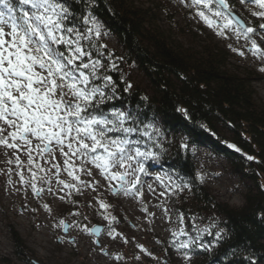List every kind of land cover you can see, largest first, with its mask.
Listing matches in <instances>:
<instances>
[{"label": "rangeland", "instance_id": "rangeland-1", "mask_svg": "<svg viewBox=\"0 0 264 264\" xmlns=\"http://www.w3.org/2000/svg\"><path fill=\"white\" fill-rule=\"evenodd\" d=\"M132 1L135 8L148 12L149 28L170 36L176 48L200 53L209 40L224 50L228 56L227 70L251 77L256 99L264 103V71L260 70L264 68V28L251 34L245 31L247 20H264L252 14L262 9L239 1L238 11L230 13L235 23L224 29L222 36L218 33L225 19L214 18L218 26L209 27L198 15L202 6L194 5L192 0ZM97 23L101 35L96 37L93 29L89 33L91 39L82 41L84 49L86 42L94 40L118 58L85 56L84 62L97 61L96 71H117L131 87L149 92L144 75L136 66L127 65L117 38ZM90 27L93 25L85 23L74 28L86 33ZM253 40L261 51L253 48ZM161 129L160 122L153 123L148 136L159 143L167 142ZM224 137L230 138L226 134ZM16 143L20 146L15 149L0 145V264H196L197 258L189 252L191 247L201 248L208 239L212 240L219 226L218 216L194 213L190 188L162 165L159 154L135 140L129 145L130 154L134 155V149L139 147L151 155L135 157L127 161L125 168L110 169L129 173L123 185L111 180L109 172L97 168L91 156L86 162L72 156L69 169L64 163L69 157L59 151L51 156L32 151L30 160L23 142ZM36 144L32 138V146ZM192 154L200 181L217 202L236 209L243 207L254 185L234 173L228 161L212 149ZM137 178L139 182L135 183ZM261 184L264 188V175ZM102 203L108 207L102 208ZM95 229H101L99 236ZM13 232L20 236L23 248L16 247ZM163 242L171 243L163 246ZM182 243L190 247L181 248Z\"/></svg>", "mask_w": 264, "mask_h": 264}, {"label": "trees", "instance_id": "trees-1", "mask_svg": "<svg viewBox=\"0 0 264 264\" xmlns=\"http://www.w3.org/2000/svg\"><path fill=\"white\" fill-rule=\"evenodd\" d=\"M239 1L258 7L251 0H229L232 10L238 11ZM64 2L72 14L69 26H84L86 17L100 22L117 38L127 65L136 66L149 83L148 92L129 87L125 76L117 71H95L91 86L105 92L95 114L112 118V112H123L132 117L125 126L136 127L137 131L127 138L159 154L162 165L190 188L194 213L218 216L213 239L189 251L197 258L196 264H264V103L256 99L252 78L230 73L226 52L209 40L200 53L176 48L170 36L149 28L148 12L135 8L132 0ZM11 3L22 7L18 0ZM245 24L254 32L261 31L264 20H247ZM85 49L95 58H118L94 40L86 42ZM107 76L111 82L104 79ZM157 121L167 142L159 143L148 136ZM109 135L125 136L115 132ZM204 148L224 157L234 173L254 185L243 207L217 202L200 181L192 153ZM249 156L254 159L249 160ZM13 236L16 247L23 248L20 236L15 232Z\"/></svg>", "mask_w": 264, "mask_h": 264}, {"label": "snow or ice", "instance_id": "snow-or-ice-1", "mask_svg": "<svg viewBox=\"0 0 264 264\" xmlns=\"http://www.w3.org/2000/svg\"><path fill=\"white\" fill-rule=\"evenodd\" d=\"M251 2L262 9L252 14L264 18V0ZM192 3L202 6L198 15L209 27L218 26L214 18L225 19L219 35H225L224 29L235 23L230 16L229 0H192ZM18 4L22 7H14L11 0H0V6H3L0 10V145L15 149L20 146L16 141H22L30 160L32 151L49 156L59 151L69 157L64 161L69 169H72L69 163L72 156L85 162L91 156L97 168L109 172L111 180L123 185L129 173L110 172V169L125 168L127 161L151 153L136 147L134 155L130 154L132 141L127 134L136 132L137 128L126 127L125 123L132 117L123 112H112V118L95 114L94 110L105 99V92L91 86L98 62H84L83 58L91 53L84 49L82 41L91 39L89 33L93 29L96 37L101 35L97 21L86 17L84 22L93 27L82 33L67 24L72 14L64 0H18ZM260 27L264 28V24ZM245 31L251 34L255 29L246 27ZM252 45L257 52L261 51L254 40ZM90 68V73L85 71ZM260 70L264 71V68ZM104 79L112 80L110 76ZM180 111L185 112L184 109ZM113 132L126 135L113 138L109 135ZM32 138L37 141L35 147ZM229 147L236 148L235 145ZM236 150L240 151L239 148ZM140 171H143L142 166ZM32 178L35 180L36 173ZM138 182L137 178L135 183ZM101 207L108 205L102 203ZM180 247L190 245L182 243Z\"/></svg>", "mask_w": 264, "mask_h": 264}, {"label": "water", "instance_id": "water-1", "mask_svg": "<svg viewBox=\"0 0 264 264\" xmlns=\"http://www.w3.org/2000/svg\"><path fill=\"white\" fill-rule=\"evenodd\" d=\"M232 17H234V19L238 22V24H240V26H242L243 28L245 27L244 24L237 17H235L234 15H232ZM100 231H101V229H100ZM100 231H98V232L94 231V232L96 233L97 236H99Z\"/></svg>", "mask_w": 264, "mask_h": 264}, {"label": "bare ground", "instance_id": "bare-ground-1", "mask_svg": "<svg viewBox=\"0 0 264 264\" xmlns=\"http://www.w3.org/2000/svg\"><path fill=\"white\" fill-rule=\"evenodd\" d=\"M75 241V240H74Z\"/></svg>", "mask_w": 264, "mask_h": 264}]
</instances>
